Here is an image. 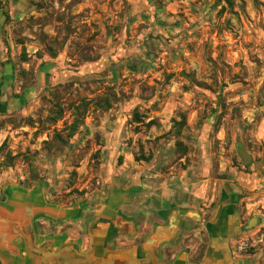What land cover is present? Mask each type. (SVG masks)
Segmentation results:
<instances>
[{
	"label": "rangeland",
	"instance_id": "1",
	"mask_svg": "<svg viewBox=\"0 0 264 264\" xmlns=\"http://www.w3.org/2000/svg\"><path fill=\"white\" fill-rule=\"evenodd\" d=\"M30 3L0 191H39L57 232L88 249L119 244L99 225L119 217L122 187L149 201L204 188L206 219L227 192L264 210V0ZM253 238L247 254L263 248Z\"/></svg>",
	"mask_w": 264,
	"mask_h": 264
},
{
	"label": "crops",
	"instance_id": "2",
	"mask_svg": "<svg viewBox=\"0 0 264 264\" xmlns=\"http://www.w3.org/2000/svg\"><path fill=\"white\" fill-rule=\"evenodd\" d=\"M1 1L0 121L9 116L13 103V61L21 47L15 43V28L32 7L30 0ZM10 134L8 124L0 125V146ZM194 187L182 195L155 192L151 201L122 187L116 196L119 217H106L99 225L101 232L118 226L119 244L106 236L89 249L83 242L71 241L72 233L65 237L57 232L62 223L52 214L59 213L45 207L39 191L5 187L0 191V264H264V237L257 235L264 228V210L257 212L247 204L244 211L227 192L217 195L220 202L206 219L210 208L203 207L205 190ZM257 203L264 208V197ZM42 219L49 222V231L42 228ZM248 236L254 237L251 246L261 243L260 252L234 253L235 244ZM204 244L206 250L200 254Z\"/></svg>",
	"mask_w": 264,
	"mask_h": 264
},
{
	"label": "built area",
	"instance_id": "3",
	"mask_svg": "<svg viewBox=\"0 0 264 264\" xmlns=\"http://www.w3.org/2000/svg\"><path fill=\"white\" fill-rule=\"evenodd\" d=\"M248 249V242L246 240H241L235 244L233 247L234 253H242L245 252Z\"/></svg>",
	"mask_w": 264,
	"mask_h": 264
},
{
	"label": "water",
	"instance_id": "4",
	"mask_svg": "<svg viewBox=\"0 0 264 264\" xmlns=\"http://www.w3.org/2000/svg\"><path fill=\"white\" fill-rule=\"evenodd\" d=\"M240 154L245 161L247 162L251 161V157L245 151L240 150ZM252 226H253V222H251L248 227H252Z\"/></svg>",
	"mask_w": 264,
	"mask_h": 264
},
{
	"label": "trees",
	"instance_id": "5",
	"mask_svg": "<svg viewBox=\"0 0 264 264\" xmlns=\"http://www.w3.org/2000/svg\"><path fill=\"white\" fill-rule=\"evenodd\" d=\"M3 8V2L0 0V9ZM5 14V17H6V20H9V16L7 13H4ZM4 144V143H3ZM2 148V145L0 146V150Z\"/></svg>",
	"mask_w": 264,
	"mask_h": 264
}]
</instances>
